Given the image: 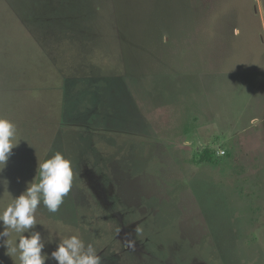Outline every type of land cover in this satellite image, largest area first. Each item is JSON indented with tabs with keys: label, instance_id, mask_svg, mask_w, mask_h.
Listing matches in <instances>:
<instances>
[{
	"label": "rangeland",
	"instance_id": "obj_1",
	"mask_svg": "<svg viewBox=\"0 0 264 264\" xmlns=\"http://www.w3.org/2000/svg\"><path fill=\"white\" fill-rule=\"evenodd\" d=\"M53 69L54 93L74 80L75 122L41 162L61 152L73 180L57 212L36 210L45 264L72 235L102 264H264V0H0V111L41 120L49 91L11 81ZM18 148L0 213L32 178ZM2 231L0 264H19L5 242L28 233Z\"/></svg>",
	"mask_w": 264,
	"mask_h": 264
},
{
	"label": "clouds",
	"instance_id": "obj_2",
	"mask_svg": "<svg viewBox=\"0 0 264 264\" xmlns=\"http://www.w3.org/2000/svg\"><path fill=\"white\" fill-rule=\"evenodd\" d=\"M16 136V127L12 121L0 118V165L2 170L18 143H12ZM72 163L61 152L54 153L43 162L38 160L37 173L26 189L0 213V222L4 229L21 236L15 244L5 242L7 254L18 252L19 264H45L47 255H42L44 243L39 232L31 229L37 224L35 213L42 203L49 212L55 213L63 203L64 197L72 187ZM8 231L0 232V237H8ZM51 258L57 264H102L93 244L85 242L76 235L63 239L51 252Z\"/></svg>",
	"mask_w": 264,
	"mask_h": 264
},
{
	"label": "trees",
	"instance_id": "obj_3",
	"mask_svg": "<svg viewBox=\"0 0 264 264\" xmlns=\"http://www.w3.org/2000/svg\"><path fill=\"white\" fill-rule=\"evenodd\" d=\"M54 73L51 74V79L48 83L44 85H38L37 83H26L22 82L21 80L14 79L11 81V86L15 88L18 94H26L27 96H32L35 99L36 98L31 92H27L26 88H35L37 89V93L41 95V98L39 100H42L43 93L46 91H49V109L47 111V114L40 118L38 117H27L28 120L24 119V114L19 112V119H15L11 117V109L12 106H8L5 111H0V118H6L12 121L13 123L17 124V129L20 130L18 135L20 136L19 139V148L17 152L24 155V161H27L28 163L32 164L30 167L31 172V179L32 181L33 177L37 173V166H38V160L41 162L43 154L45 150H47L50 145L53 142L54 134L58 133L60 129L63 128L66 124H70L71 122L74 123L73 120H68L67 118V110L64 102V92L71 89L73 86L74 80L65 81L66 85L63 90H60L59 92H53L50 83H53L55 81H58L60 78V75H58L56 69H53ZM11 78V77H10ZM31 91V90H29ZM56 99H55V98ZM68 99V98H67ZM69 100V99H68ZM44 120V122L42 121ZM33 123L32 130H29L30 132H26V124L27 123ZM65 123V124H64ZM64 124V125H63ZM63 125V126H61ZM73 129H68L66 132L72 131ZM29 151L30 154H26V152ZM201 160L204 162H211L213 160L212 153L210 150H206L205 153L201 156ZM29 181V182H30ZM28 185V183H27ZM26 185V187H27ZM26 187L23 189L25 190Z\"/></svg>",
	"mask_w": 264,
	"mask_h": 264
},
{
	"label": "crops",
	"instance_id": "obj_4",
	"mask_svg": "<svg viewBox=\"0 0 264 264\" xmlns=\"http://www.w3.org/2000/svg\"><path fill=\"white\" fill-rule=\"evenodd\" d=\"M254 128H255V129H258L257 125H256V126L254 125ZM246 131L254 132V131H252V126H251L249 129H247ZM192 133H195V130H194ZM192 133H189V134H187V135H189L190 137H193V136H191Z\"/></svg>",
	"mask_w": 264,
	"mask_h": 264
},
{
	"label": "built area",
	"instance_id": "obj_5",
	"mask_svg": "<svg viewBox=\"0 0 264 264\" xmlns=\"http://www.w3.org/2000/svg\"><path fill=\"white\" fill-rule=\"evenodd\" d=\"M224 151H222V153H223Z\"/></svg>",
	"mask_w": 264,
	"mask_h": 264
}]
</instances>
